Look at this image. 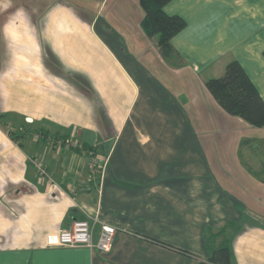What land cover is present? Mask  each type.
I'll list each match as a JSON object with an SVG mask.
<instances>
[{"label":"crops","instance_id":"1","mask_svg":"<svg viewBox=\"0 0 264 264\" xmlns=\"http://www.w3.org/2000/svg\"><path fill=\"white\" fill-rule=\"evenodd\" d=\"M164 12L187 23L179 58L141 31L138 0H0V264H199L209 231L234 264H264V202L246 193L264 183L205 89L235 59L264 102V0ZM95 217L93 245L116 229L108 253L47 245Z\"/></svg>","mask_w":264,"mask_h":264},{"label":"trees","instance_id":"2","mask_svg":"<svg viewBox=\"0 0 264 264\" xmlns=\"http://www.w3.org/2000/svg\"><path fill=\"white\" fill-rule=\"evenodd\" d=\"M171 1L138 0L144 13L139 27L146 37H156L159 54L165 60L174 56L179 58L171 40L187 26L186 21L180 16L168 15L164 12V7ZM205 89L219 109L227 116L239 119L254 128H264V102L244 69L235 59H230L225 64L223 74L220 77L206 80ZM60 142L62 145H68L70 148L84 151V153L94 152L86 150L78 143L72 145L73 141L69 139ZM259 143L260 140L258 139L245 138L240 145L259 156L255 146ZM261 158L262 156H259V159ZM263 159L260 163L259 172H251L249 169L250 173L262 183H264V178H261L264 175ZM222 235V232L209 231L206 233V250L209 257L205 261H200L199 264H234L230 244L224 240L217 242L219 238L222 239Z\"/></svg>","mask_w":264,"mask_h":264},{"label":"built area","instance_id":"3","mask_svg":"<svg viewBox=\"0 0 264 264\" xmlns=\"http://www.w3.org/2000/svg\"><path fill=\"white\" fill-rule=\"evenodd\" d=\"M76 142H72L75 145ZM66 147H69L66 145ZM31 164L39 177L46 178L52 182L51 176L45 170L43 163L39 160H31ZM99 223L97 217L92 218V224L89 221H74L70 226L60 229L56 234L47 239V245L51 247H85L95 248L100 253H108L112 246L116 234L114 226L107 223H100V232L98 241L95 245L92 243L93 226Z\"/></svg>","mask_w":264,"mask_h":264},{"label":"rangeland","instance_id":"4","mask_svg":"<svg viewBox=\"0 0 264 264\" xmlns=\"http://www.w3.org/2000/svg\"><path fill=\"white\" fill-rule=\"evenodd\" d=\"M203 90V89H202ZM238 127V126H237ZM236 131L233 132V134L237 135H242L243 137H246V138H254L258 140H260V143L255 145L256 146V149H258V152H259V156H262L261 159H259V156L255 155L253 152H251L249 155V157H247L246 160L242 159L241 161V165L244 167V168H248L251 170V172H259L260 169H261V165L260 163L262 162V159H263V156H264V137H262V135L264 134V132H260L262 130V128L260 129H256L254 127H251L249 126L248 124L242 122L241 124H239V127L235 129ZM232 134V133H230ZM229 135V134H228ZM93 154V153H92ZM253 154V155H252ZM249 158V159H248ZM263 162H264V159H263ZM263 168V167H262ZM252 175V174H251ZM253 176V175H252ZM254 177V176H253ZM264 178V175L261 176V178ZM258 180V179H257ZM263 188H260L258 190V188H256V186H253L251 189H249L250 191L249 192H246L248 193L250 196L251 195H259L261 200L264 202V189L262 190ZM261 191V192H260ZM240 194V193H239ZM241 194H245V193H241ZM247 195V194H246ZM250 199V198H249Z\"/></svg>","mask_w":264,"mask_h":264}]
</instances>
